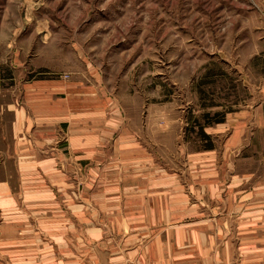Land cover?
<instances>
[{
  "label": "rangeland",
  "instance_id": "1",
  "mask_svg": "<svg viewBox=\"0 0 264 264\" xmlns=\"http://www.w3.org/2000/svg\"><path fill=\"white\" fill-rule=\"evenodd\" d=\"M40 81L56 108L117 104L158 169L206 178L210 218L264 205V0H0V112Z\"/></svg>",
  "mask_w": 264,
  "mask_h": 264
},
{
  "label": "crops",
  "instance_id": "2",
  "mask_svg": "<svg viewBox=\"0 0 264 264\" xmlns=\"http://www.w3.org/2000/svg\"><path fill=\"white\" fill-rule=\"evenodd\" d=\"M51 83L0 112V264H264L263 204L210 218L204 176L158 169L117 104L56 108Z\"/></svg>",
  "mask_w": 264,
  "mask_h": 264
},
{
  "label": "trees",
  "instance_id": "3",
  "mask_svg": "<svg viewBox=\"0 0 264 264\" xmlns=\"http://www.w3.org/2000/svg\"><path fill=\"white\" fill-rule=\"evenodd\" d=\"M204 137H205L206 139H210V137H209L208 135H206V134H204Z\"/></svg>",
  "mask_w": 264,
  "mask_h": 264
}]
</instances>
